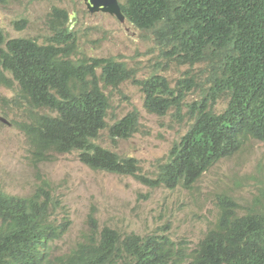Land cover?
Masks as SVG:
<instances>
[{
  "label": "trees",
  "instance_id": "1",
  "mask_svg": "<svg viewBox=\"0 0 264 264\" xmlns=\"http://www.w3.org/2000/svg\"><path fill=\"white\" fill-rule=\"evenodd\" d=\"M120 5L127 22L150 31L162 60L199 64L206 74L200 98L187 107L190 127L150 176L136 158L97 143L103 130L116 141L139 126L137 110L108 124L106 87L134 83L144 94V109L162 116L170 108L180 114L197 83L189 75L174 86L156 74L136 79L125 62L80 55L71 17L53 7L43 43L6 38L0 31V86L13 91L9 103L21 113L16 127L34 166L54 153L76 152L92 169L130 175L148 187L189 189L246 141L264 142V0H121ZM220 99L225 107L216 111ZM49 186L43 180L27 196L0 189V264H264V209L255 205L240 213L224 194L218 196L214 224L193 248L171 239L166 229L122 234L99 227L89 214L88 230L76 247L53 255L51 243L71 223L68 216H57L61 205Z\"/></svg>",
  "mask_w": 264,
  "mask_h": 264
},
{
  "label": "rangeland",
  "instance_id": "2",
  "mask_svg": "<svg viewBox=\"0 0 264 264\" xmlns=\"http://www.w3.org/2000/svg\"><path fill=\"white\" fill-rule=\"evenodd\" d=\"M53 7L72 16L78 49L84 55L125 62L136 79L156 73L166 77L171 86L187 75L196 80L197 86L181 103L180 114L170 108L162 116L144 109L142 91L128 80L106 89L110 103L107 122L137 110L139 127L131 137L116 141L109 140L104 130L96 142L122 157L136 158L141 172L153 175L172 144L190 127L187 107L200 98L206 74L201 73L199 64L162 60L161 48L150 31L139 30L109 13H90L83 0L0 1V30L7 38L31 37L43 42L50 35L48 18ZM12 96V90L0 86V189L27 196L43 180L48 182L61 205L57 216H68L71 223L51 243L53 255L66 254L76 247L88 230L89 214L97 219L99 227L106 225L122 234L147 235L166 229L171 239L193 248L218 216L219 195L237 202L240 213L255 205L264 209L263 141H246L238 152L219 160L189 189L181 184L174 188L148 187L130 175L92 169L78 160L76 152L55 155L51 162L34 167L25 136L16 127L22 116L10 105ZM224 107L220 99L215 109L221 111Z\"/></svg>",
  "mask_w": 264,
  "mask_h": 264
},
{
  "label": "water",
  "instance_id": "3",
  "mask_svg": "<svg viewBox=\"0 0 264 264\" xmlns=\"http://www.w3.org/2000/svg\"><path fill=\"white\" fill-rule=\"evenodd\" d=\"M89 11H105L115 14L118 19L124 20L118 0H85Z\"/></svg>",
  "mask_w": 264,
  "mask_h": 264
},
{
  "label": "clouds",
  "instance_id": "4",
  "mask_svg": "<svg viewBox=\"0 0 264 264\" xmlns=\"http://www.w3.org/2000/svg\"><path fill=\"white\" fill-rule=\"evenodd\" d=\"M83 1H84L85 5H86L87 10L89 11V9H88V7H87V4H86L85 0H83ZM120 2H121V0H120V1L118 0L119 5H120ZM120 7H121V5H120ZM65 11H66V10H65ZM98 11H101V10L99 9V10H97V11H93V12L89 11V12H90V13H95V12H98ZM101 12H105V11H101ZM105 13H109V12H105ZM67 14H68V13H67ZM109 14L114 15V16L117 18V16H116L115 14H112V13H109ZM68 16L71 17V22H73V21H72V16H70V15H68ZM123 16H124V14H123ZM48 19H49V18H48ZM117 19H118V18H117ZM118 20L121 21V22L126 21V20H125V17H124V20H120V19H118ZM73 23H74V22H73ZM73 26H74V25H73ZM0 31H1V30H0ZM1 32H2V31H1ZM2 33H3V32H2ZM3 34H4V33H3ZM4 35H5V34H4ZM5 37H6V36H5ZM6 38H7V37H6ZM16 38H18V37H16ZM42 43H43V42H42ZM77 43H78V39H77ZM77 45H78V44H77ZM77 52H78L80 55H84L82 52L79 51L78 47H77ZM153 74H156V73H153ZM156 75H159V74H156ZM123 82H124V81H123ZM107 88H110V87H106V88H105V92H106V89H107ZM142 93H143V92H142ZM143 95H144V94H143ZM108 98H109V97H108ZM129 112H130V111H129ZM107 113H108V112H107ZM138 113H139V112H138ZM124 115H125V114H124ZM139 120H140V115H139ZM108 124H109V123H108ZM138 127H139V126H138ZM103 131H104V130H103ZM137 131H138V128L136 129L135 132H137ZM101 132H102V131H101ZM135 132H134V133H135ZM134 133H133V134H134ZM133 134H132V135H133ZM132 135H131V136H132ZM131 136H130V137H131ZM26 144H27V143H26ZM100 145H101V144H100ZM27 146H28V145H27ZM28 152H29V149H28ZM71 153H72V152H71ZM63 154H67V153H63ZM55 155H59V154L54 153V154L52 155V157H51V160L46 161V162H51V161L53 160V157H54ZM76 155H77V153H76ZM77 158H78V156H77ZM166 158H167V157H166ZM78 160H79V158H78ZM165 160H166V159H165ZM79 161H80V160H79ZM137 161H138V160H137ZM30 162H31V161H30ZM46 162H41L40 164H43V163H46ZM80 162H81V161H80ZM163 162H164V161H163ZM217 162H218V161H217ZM217 162H216V163H217ZM81 163H82V162H81ZM216 163H215V164H216ZM31 164H32V162H31ZM40 164H37L36 166H38V165H40ZM82 164H83V163H82ZM138 164H139V162H138ZM32 165H33V164H32ZM84 165H85V164H84ZM213 165H214V164H213ZM213 165H212V166H213ZM33 166H34V165H33ZM36 166H34V167H36ZM212 166H211V167H212ZM87 167H88V166H87ZM211 167H209V168H211ZM209 168H208V169H209ZM208 169H207V170H208ZM207 170H206V171H207ZM206 171H204V172L201 174V176H202ZM201 176H200V177H201ZM200 177H199V178H200ZM199 178L197 179V181L199 180ZM182 186H183V185H182Z\"/></svg>",
  "mask_w": 264,
  "mask_h": 264
}]
</instances>
